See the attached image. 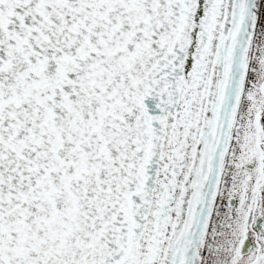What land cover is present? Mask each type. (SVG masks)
<instances>
[{
    "label": "snow or ice",
    "instance_id": "snow-or-ice-1",
    "mask_svg": "<svg viewBox=\"0 0 264 264\" xmlns=\"http://www.w3.org/2000/svg\"><path fill=\"white\" fill-rule=\"evenodd\" d=\"M0 264H264V0H0Z\"/></svg>",
    "mask_w": 264,
    "mask_h": 264
}]
</instances>
